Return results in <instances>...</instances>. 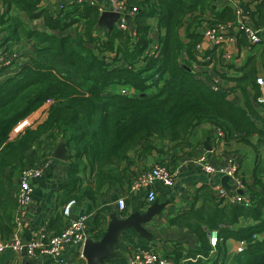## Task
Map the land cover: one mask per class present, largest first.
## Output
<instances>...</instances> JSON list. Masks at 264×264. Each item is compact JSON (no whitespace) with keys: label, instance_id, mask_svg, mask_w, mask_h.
Here are the masks:
<instances>
[{"label":"trees","instance_id":"trees-1","mask_svg":"<svg viewBox=\"0 0 264 264\" xmlns=\"http://www.w3.org/2000/svg\"><path fill=\"white\" fill-rule=\"evenodd\" d=\"M44 1L1 0L2 48H15L20 60L0 81L1 239H8L16 226L12 186L21 170L34 164L31 152L44 140L54 145L63 140L66 146L67 199L94 201L107 188L123 184L137 160L168 153L163 152L164 141L174 142V147L187 145L196 128L210 124L223 131L224 146L231 142L255 152L252 177L240 174L252 204H219L213 190L202 186L191 211L169 220L197 235L199 248L175 245L169 257L174 264H225V242L233 239L245 242V249L231 264H264V117L251 105L262 107L257 102L256 69L248 63L236 79L244 92L241 105L236 98L228 99L229 92L236 96V87L214 91L192 68L202 20L235 23L231 5L219 0H123L127 9L138 11L128 30H122L116 25L99 27V9L89 2L69 3L55 12L53 4ZM253 1L257 3L248 7L249 20L264 28V0ZM72 27L73 34L68 32ZM21 40L33 45L31 55L22 53ZM153 43L160 44L155 56L148 54ZM211 59L216 60L214 55ZM247 88L253 91L252 100L245 96ZM197 201L206 208H195ZM100 221L97 214L95 223ZM203 225L219 235L214 258Z\"/></svg>","mask_w":264,"mask_h":264},{"label":"crops","instance_id":"crops-1","mask_svg":"<svg viewBox=\"0 0 264 264\" xmlns=\"http://www.w3.org/2000/svg\"><path fill=\"white\" fill-rule=\"evenodd\" d=\"M54 1L56 0H53V4L55 3ZM238 3H244V0H241ZM256 3V1L253 2L251 7ZM44 4H49V1L45 0ZM1 7L2 3L0 0V13L2 11ZM216 10H220V7H217ZM22 17L25 18L24 15H22ZM40 23L42 22H34L33 25L37 26ZM68 32L73 34L74 27L70 28ZM3 34L4 33H0V48L3 46ZM181 35L184 39V28L181 30ZM18 44L22 49L23 54L31 55L33 53L31 50L33 45L26 40H21ZM235 44L237 53L231 62L226 63L218 57L213 62L215 70L212 69L213 65L207 67L204 64L200 65V71L208 72L209 78L212 76H223L224 79L222 80V84L225 88L228 90L235 87L237 88L235 93L236 96L228 94V98H236L237 102L243 105L244 92L238 87L236 79L241 76L242 68L248 63L255 67L256 79L264 76V55L262 46L249 49L243 42L238 41L235 42ZM48 57L49 56L46 55V58ZM54 62L56 63V61ZM206 80L208 81V79ZM245 96L252 100L253 91H251L250 88H247L245 90ZM251 105L264 117V106L261 105L262 107H260L252 101ZM211 129L213 128L210 124H203L193 131L187 145L171 147L166 154L161 155L153 153L150 155L154 160H166L170 163V166L175 169L177 174L175 183L172 187H165L162 185L156 186V201L164 203V207L159 215L155 216L149 223L144 225L149 232L150 237L141 238L134 232H125L126 234L121 237L120 245L116 247L118 249L117 257L105 261L104 264H124L127 258V248L129 247L140 248L143 250H156L170 260L171 258L169 256L175 248V245L181 246L186 250H197L199 248L200 241L197 235L179 223L171 225L169 220L191 211V207L195 202L196 192L199 188L207 186L212 189V187L221 183V177L218 178L214 174L208 175L202 170L200 159L204 157L210 165L219 166L228 163L230 158L237 157L240 163L239 173L243 174L245 179L249 180L252 177L253 172L252 170L250 173L251 164L247 162L246 158L243 156L245 150L251 148L231 142L225 144V146L222 145L215 147L209 138ZM14 135L15 130L13 136ZM61 142H63V140L57 141L54 145L53 143L44 140L41 144H37L31 152V160L35 164H38L45 159H49V163L44 169L42 176L33 182L32 202L24 218L26 227L21 233L23 238H29L32 232L39 228H43L48 232H54L62 230L67 224V220L61 214V208L68 200L73 199H67L68 192L70 191L69 187L66 186L69 181L67 176L69 162L68 158L67 160H58L52 157L53 150ZM260 151H264L262 146L260 147ZM146 162L147 157L144 161L137 160L130 168V170L133 171V174L128 178H125L123 184L107 188L104 194L96 200L92 201L83 199L76 201V204L71 211V217L75 218L82 215L87 216V225L91 232L92 240H96V232L101 230L105 232L109 221V215L111 213H116L118 217H125L130 212H143L149 206L144 202L145 199L143 192L132 193L129 191V185L133 175L136 172L141 171V169L148 167ZM243 162H246V164L242 165ZM16 183L12 186V194ZM228 185L229 187L231 186L230 180L228 181ZM119 198H125V214L123 215H119L117 206V200ZM195 208L205 209L206 205H203L202 201H197ZM97 214H100L101 221L95 223V217ZM237 227L238 226L235 228ZM202 229L206 234L209 233V229L205 225L202 226ZM214 233H216V231H211V234ZM237 245L238 242L233 239H229L225 242V247L227 249V261L225 264H231V260L236 254ZM64 256L69 264L81 263L79 262L78 252L75 246H66ZM210 257H213L212 253H210ZM12 259H14V253L7 250L0 255V264H6ZM183 260L184 258H182L180 262H183ZM24 262H28V264H56L53 259L46 256H38L36 259H27V257L23 256L21 253V255L18 256L17 264H23ZM171 262L174 264L172 260Z\"/></svg>","mask_w":264,"mask_h":264},{"label":"built area","instance_id":"built-area-1","mask_svg":"<svg viewBox=\"0 0 264 264\" xmlns=\"http://www.w3.org/2000/svg\"><path fill=\"white\" fill-rule=\"evenodd\" d=\"M219 1L223 5H231L235 12L236 21L233 24L225 25L220 23L210 24V18L202 20L198 30L201 35V41L194 48L198 56L192 66L193 71L199 78L208 79V83L214 91L225 90L227 88L223 86V78L220 76H212L210 79L208 72L200 71V65L205 64L207 67L213 65L215 60L211 59L212 55L215 56V59L220 57L226 63L231 62L237 53L235 42H238L240 39L245 41L249 49L262 46L264 55V28H256L249 20L248 7H251L254 1L244 0V3H238L236 0ZM82 2H89L90 4L96 5L100 15L106 11L118 14V20L115 25L122 30H128L133 15L138 11L135 7L127 9L123 0H56L52 8L57 12L69 3L80 4ZM49 3L52 4L51 2ZM132 34L134 35V32ZM155 37L156 28L152 31V39ZM159 50L160 44L153 43L151 51L148 54L155 56L159 53ZM182 56L184 60H188L186 54ZM18 57L19 54L15 48L7 45L0 48V72L9 70L5 75L0 73V81L14 71L10 69L17 68L20 64ZM17 62L18 64H16ZM256 83L260 88L257 102L264 106V76L258 77ZM209 138L213 146H222L224 133L218 128H213L210 130ZM200 162L201 168L206 174H214L218 178L227 176L231 181L229 189L221 183L212 187L213 196L217 203L223 205H243L245 207L251 206L252 203L246 191L245 182L239 173V160L237 157H232L228 163L219 166L210 165L204 157L200 159ZM48 163L49 159H45L38 164L28 165L19 174L18 181L13 190V195L16 200V213L14 217L16 224L15 230L8 239H0V255L7 250L14 253V259L6 264H17L18 256L21 255L22 250L25 251V257L27 259L46 256L53 259L56 264H69L64 256L65 248L68 245L76 247L78 259L81 262L80 264H87L82 251L85 242L88 239H92V237L87 225V216L71 217L72 208L76 204L75 200L67 201L61 208V214L67 220V224L59 234L47 233L43 228L34 230L27 239L23 238L21 234L22 230L26 227L24 218L32 202L33 182L42 176ZM176 175L175 169L169 167L166 160H160L158 163L154 162L149 168L141 169V171L133 175L129 185V191L132 193L143 192L144 202L150 205L156 201V186L172 187L175 183ZM117 206L119 215H121V212L125 209V198H119L117 200ZM219 240L217 232L214 234H211V232L208 233V241L213 251ZM244 249L245 242H238L236 253H240ZM124 264H172V262L156 250H143L129 247L127 248V258Z\"/></svg>","mask_w":264,"mask_h":264},{"label":"water","instance_id":"water-1","mask_svg":"<svg viewBox=\"0 0 264 264\" xmlns=\"http://www.w3.org/2000/svg\"><path fill=\"white\" fill-rule=\"evenodd\" d=\"M117 20L118 14L106 11L100 15L97 24L99 27L111 29ZM127 20L129 19L127 18ZM52 157L58 160H67L68 154L63 142L59 143L53 150ZM153 163L154 159L147 156V166ZM228 181L229 179L227 176L221 177V183L227 189H229ZM163 207L164 203L155 201L143 212H130L125 217H118L116 213H111L109 215L106 230L103 232L102 236L96 240L88 239L85 242L82 253L87 264H104L105 261L116 258L118 251L116 247L120 245L121 237L129 231L138 234L141 238H149L150 234L144 225L149 223L155 216L159 215ZM21 253L25 256L24 250H22ZM23 264H28V262H24Z\"/></svg>","mask_w":264,"mask_h":264},{"label":"rangeland","instance_id":"rangeland-1","mask_svg":"<svg viewBox=\"0 0 264 264\" xmlns=\"http://www.w3.org/2000/svg\"><path fill=\"white\" fill-rule=\"evenodd\" d=\"M48 1L53 4V0H48ZM23 60H27V58H25ZM169 145L171 147H174V142L164 141V151L163 152H168L169 151V149L171 148ZM252 150L251 149H246L245 150V153L243 154V156L246 158L247 162H249L251 164V171H250V173L254 169V164H255V153ZM245 164H246V162H243L242 163V165H245ZM210 253L213 254V258H214L215 254H216L215 251L210 252Z\"/></svg>","mask_w":264,"mask_h":264},{"label":"clouds","instance_id":"clouds-1","mask_svg":"<svg viewBox=\"0 0 264 264\" xmlns=\"http://www.w3.org/2000/svg\"><path fill=\"white\" fill-rule=\"evenodd\" d=\"M154 162H155V160H154ZM153 165V164H152ZM151 166V165H150Z\"/></svg>","mask_w":264,"mask_h":264},{"label":"bare ground","instance_id":"bare-ground-1","mask_svg":"<svg viewBox=\"0 0 264 264\" xmlns=\"http://www.w3.org/2000/svg\"><path fill=\"white\" fill-rule=\"evenodd\" d=\"M152 204V203H151Z\"/></svg>","mask_w":264,"mask_h":264}]
</instances>
